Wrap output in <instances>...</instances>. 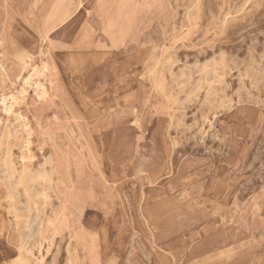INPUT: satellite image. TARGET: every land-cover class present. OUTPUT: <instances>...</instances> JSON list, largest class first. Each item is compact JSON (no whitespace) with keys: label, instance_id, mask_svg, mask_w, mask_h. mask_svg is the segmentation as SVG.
<instances>
[{"label":"rangeland","instance_id":"rangeland-1","mask_svg":"<svg viewBox=\"0 0 264 264\" xmlns=\"http://www.w3.org/2000/svg\"><path fill=\"white\" fill-rule=\"evenodd\" d=\"M0 64V264H264V0H0Z\"/></svg>","mask_w":264,"mask_h":264},{"label":"bare ground","instance_id":"bare-ground-1","mask_svg":"<svg viewBox=\"0 0 264 264\" xmlns=\"http://www.w3.org/2000/svg\"><path fill=\"white\" fill-rule=\"evenodd\" d=\"M98 11V10H97ZM99 26V25H98ZM14 65V64H13ZM0 70L1 72H6V67L3 64H0ZM160 132V131H159ZM163 145V144H162ZM166 155V154H165ZM166 158V157H165ZM166 161V160H165ZM159 168V167H158ZM157 169V167H156ZM162 169V168H161ZM146 175V174H145ZM147 176V175H146ZM143 177V176H142ZM146 180V179H145ZM144 181V180H143ZM157 184V183H156ZM30 223V222H29ZM162 225V224H161ZM162 227V226H161ZM158 228V227H157ZM39 236V235H38ZM16 239V238H15ZM27 253V252H26ZM34 264V263H33Z\"/></svg>","mask_w":264,"mask_h":264}]
</instances>
